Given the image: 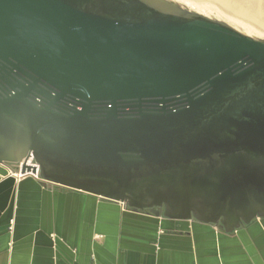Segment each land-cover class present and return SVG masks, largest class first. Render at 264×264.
Segmentation results:
<instances>
[{"label":"water","instance_id":"1","mask_svg":"<svg viewBox=\"0 0 264 264\" xmlns=\"http://www.w3.org/2000/svg\"><path fill=\"white\" fill-rule=\"evenodd\" d=\"M30 156L126 210L264 218V40L165 0H0V165Z\"/></svg>","mask_w":264,"mask_h":264},{"label":"crops","instance_id":"2","mask_svg":"<svg viewBox=\"0 0 264 264\" xmlns=\"http://www.w3.org/2000/svg\"><path fill=\"white\" fill-rule=\"evenodd\" d=\"M0 264H264V218L225 233L0 175Z\"/></svg>","mask_w":264,"mask_h":264},{"label":"rangeland","instance_id":"3","mask_svg":"<svg viewBox=\"0 0 264 264\" xmlns=\"http://www.w3.org/2000/svg\"><path fill=\"white\" fill-rule=\"evenodd\" d=\"M165 1L173 3L181 7L182 9L192 13L199 12L195 9L192 10L184 6L183 4L174 2L172 0ZM193 4H206V6L208 7V10H202V12H199L201 14H197L213 19L215 21L225 23L229 27L242 34L246 33L247 36H250L253 39L264 40L262 36L264 33L260 32L259 29H256L257 27L255 25L256 23H260V21L262 22V20L259 19L257 14H254V10L251 8V5L247 2V0H195ZM248 16H251V18H253L250 20ZM254 20L256 22H254ZM250 22L251 24L253 23L252 25H250V27L243 28L244 24H250Z\"/></svg>","mask_w":264,"mask_h":264},{"label":"bare ground","instance_id":"4","mask_svg":"<svg viewBox=\"0 0 264 264\" xmlns=\"http://www.w3.org/2000/svg\"><path fill=\"white\" fill-rule=\"evenodd\" d=\"M172 1L183 4L184 6L190 8L192 10L195 9L199 12L200 11L202 12V10H205L208 8L206 6V4H202V5L201 4H199V5L193 4L195 0H172ZM191 2H193V3H191ZM247 2L251 5V8L254 10V14L255 15L257 14L259 19L262 20V22L260 21V23L255 24L257 27L256 29H259L260 32L264 33V0H247ZM199 12H197V13H199ZM203 13H204V11H203ZM199 14H201V13H199ZM248 18L251 20L253 17L251 18V16H248ZM254 22H256V21L254 20ZM252 24H251V22H250V24L246 23V24H244L243 28L250 27V25H252ZM244 34L246 35V33H244ZM262 36L264 39V34Z\"/></svg>","mask_w":264,"mask_h":264},{"label":"built area","instance_id":"5","mask_svg":"<svg viewBox=\"0 0 264 264\" xmlns=\"http://www.w3.org/2000/svg\"><path fill=\"white\" fill-rule=\"evenodd\" d=\"M25 162V164H24ZM22 166H30V167H36V172L35 174L32 173V168H30V172H26L24 174H15L11 167L8 164H2L0 165L1 168L6 169L8 171V174L14 175L16 177H18V179L21 178H25V177H31L37 181H41L40 176H39V166L38 164L35 162V160L33 159L32 156H30L29 158L22 160L18 165H16L17 169L20 171Z\"/></svg>","mask_w":264,"mask_h":264},{"label":"flooded vegetation","instance_id":"6","mask_svg":"<svg viewBox=\"0 0 264 264\" xmlns=\"http://www.w3.org/2000/svg\"><path fill=\"white\" fill-rule=\"evenodd\" d=\"M11 167V166H10ZM148 211V212H151V210H153V209H143V211ZM156 210H158V211H160L161 209H158V208H156Z\"/></svg>","mask_w":264,"mask_h":264}]
</instances>
